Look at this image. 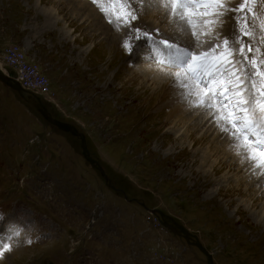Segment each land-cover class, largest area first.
<instances>
[{"label":"rangeland","instance_id":"rangeland-1","mask_svg":"<svg viewBox=\"0 0 264 264\" xmlns=\"http://www.w3.org/2000/svg\"><path fill=\"white\" fill-rule=\"evenodd\" d=\"M106 6V0H0V69L21 73L4 54L10 45L21 46L48 80L45 88L32 80L27 90L52 117L82 134L91 157L84 154L82 136L47 121L0 80V237L19 230L5 239L12 250L0 264H264V212L260 225L254 217L264 198L246 208V191L226 189L234 173L254 172L252 164L229 168L201 189L202 181L191 174L197 166L183 169L172 158L187 146L183 139H190L192 120L164 125L154 108L159 102H148V95L159 93L153 77L135 72L158 65L142 33L195 47L187 28L167 21L166 13L152 17L136 0L138 19L131 28L118 27L102 11ZM257 6L264 13V0ZM249 22L259 38V22L251 16ZM219 32L230 40L238 35L232 14ZM201 39L203 50L211 47L210 37ZM125 40L131 53L122 46ZM251 44L255 48L258 39ZM167 68L172 83L177 69ZM176 91L182 94L178 85ZM194 109L198 118L206 115L202 133L212 131L213 115ZM174 130H180L178 140L157 142L160 133ZM172 221L185 237L170 228Z\"/></svg>","mask_w":264,"mask_h":264},{"label":"snow or ice","instance_id":"snow-or-ice-1","mask_svg":"<svg viewBox=\"0 0 264 264\" xmlns=\"http://www.w3.org/2000/svg\"><path fill=\"white\" fill-rule=\"evenodd\" d=\"M136 2L142 7L141 0ZM230 2L158 0L171 21L187 28L195 47L155 39L147 32L142 35L149 42L151 58L158 66L179 69L174 73V83L181 88L189 106L210 112L217 127L233 139L237 154L243 153L254 171L264 175V52L260 47L264 45V13L258 9L257 0H241L237 8L230 7ZM106 3L108 6L102 11L109 17V23L131 28L132 22L138 19L132 8L133 0H106ZM229 14L236 21L238 33L231 40L218 31ZM249 16L259 22V38ZM184 27L178 30L183 33ZM132 30L137 34L135 38L140 39L141 30ZM201 37H210L213 41L207 50H203L206 40ZM245 39L249 41L247 44ZM257 39L258 44L253 48L251 41ZM122 46L129 53L133 50L130 40H125ZM12 235L18 236L19 230L0 237V258L12 250L11 244L5 243Z\"/></svg>","mask_w":264,"mask_h":264},{"label":"bare ground","instance_id":"bare-ground-1","mask_svg":"<svg viewBox=\"0 0 264 264\" xmlns=\"http://www.w3.org/2000/svg\"><path fill=\"white\" fill-rule=\"evenodd\" d=\"M143 2L144 4L141 10L145 11V13L147 14L151 13L152 17L162 13L167 14L166 10L160 7L158 0H143ZM167 19V21H170L168 14ZM103 27L104 32L108 33L110 31V27H108L105 23H103ZM220 29H218V31H220ZM152 65L153 64L145 65L144 67L136 69L135 72L139 73L140 71L147 78L153 77V80L156 83L155 91L159 90V93L157 95H153L152 99L151 95H148V102H153L152 100H156L159 102L158 105H156V107L154 108L156 114L160 116L163 124H174L175 126H177L179 125V122H184L185 119L188 120L189 123L190 120H192V124H194L188 131L190 139H183L184 142L188 143L187 146L184 147L179 155H171L173 156L172 158L176 162V164H181L183 169H187L189 167L193 168L197 166V169H195L194 171L192 170L191 174L195 175L196 178H200V180L202 181L200 187H202L201 189L205 190L213 186L217 180H220L219 177L226 176V173H224V171L228 170L229 168L230 170L232 168L241 170L244 169L245 165L249 164L250 162L247 161V159L243 156V153L239 155L237 154L234 143L231 144L232 142L230 141V138H226L225 133L217 127L216 122L214 121L215 126L212 131L202 133V130L204 129L201 128L200 125L205 120L206 115L201 116V119L198 118L197 111H195L193 107V109H191L188 104V100L183 98L184 96L180 92L176 91L177 84H174V78L172 83H169L168 80L171 77H169L170 72L168 71L167 67ZM177 71L179 70H175L174 73ZM177 89L179 88L177 87ZM206 123H204V126L206 125ZM180 134V130H174L172 134L162 132L160 133L157 142L160 141L161 144H165L170 140H172L173 142L176 137L177 140L179 139ZM184 134L185 136L188 135V133ZM194 148L196 149L195 151L192 150ZM206 167L211 169L213 176L206 173ZM232 183L234 184V186L231 185ZM263 186L264 182L261 178V175L257 174L255 171L251 173L248 169L243 171L241 173V176L234 173L233 180L227 183V187L229 188L226 189L227 191H232V193L246 191L249 196V201H246L245 203L247 204V208L251 205L252 201L257 202V200H259L258 197L264 198V189L262 190ZM257 194H259V196H257ZM263 212L264 208L254 216L256 218V222L259 225L261 224V213Z\"/></svg>","mask_w":264,"mask_h":264},{"label":"built area","instance_id":"built-area-1","mask_svg":"<svg viewBox=\"0 0 264 264\" xmlns=\"http://www.w3.org/2000/svg\"><path fill=\"white\" fill-rule=\"evenodd\" d=\"M4 54L8 60V63L20 70L21 73L19 75L12 76L20 83L21 86H23L25 89H29L30 86L34 84L32 83L33 80L39 86L44 88L46 87L48 80L45 76L40 74L36 68V65L32 61L28 60L26 53L21 46L10 45L6 47ZM2 67L3 66H1V68Z\"/></svg>","mask_w":264,"mask_h":264},{"label":"water","instance_id":"water-1","mask_svg":"<svg viewBox=\"0 0 264 264\" xmlns=\"http://www.w3.org/2000/svg\"><path fill=\"white\" fill-rule=\"evenodd\" d=\"M0 80L3 81L7 86L12 88L13 90L17 91L18 94L23 97L27 102L32 104L37 108L38 111H40L44 118L49 121L50 123L58 126L61 129L67 130V131H72L76 136H82L81 133H78L76 129H74L69 123L62 122L54 117L51 116L50 112L47 110L45 105L41 102L39 97H37L34 93L30 92L29 90L23 88L18 82L14 81L11 76L3 73L0 70ZM82 141H83V147H84V152L85 154L89 157V153L87 151V148L85 146V141L82 136ZM91 159V158H90ZM155 211V209L153 210Z\"/></svg>","mask_w":264,"mask_h":264},{"label":"flooded vegetation","instance_id":"flooded-vegetation-1","mask_svg":"<svg viewBox=\"0 0 264 264\" xmlns=\"http://www.w3.org/2000/svg\"><path fill=\"white\" fill-rule=\"evenodd\" d=\"M65 123H67V122H65ZM93 162H94V161H93ZM170 227H171L172 230H174V231H179L180 228H181V226L178 225L176 222H172V223H170Z\"/></svg>","mask_w":264,"mask_h":264}]
</instances>
